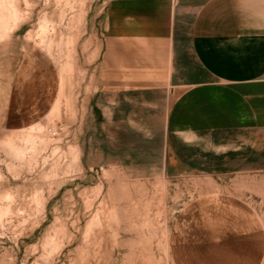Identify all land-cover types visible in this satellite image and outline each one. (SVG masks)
Segmentation results:
<instances>
[{
  "label": "rangeland",
  "instance_id": "1",
  "mask_svg": "<svg viewBox=\"0 0 264 264\" xmlns=\"http://www.w3.org/2000/svg\"><path fill=\"white\" fill-rule=\"evenodd\" d=\"M109 2L0 0V264H264V172L163 174L90 120Z\"/></svg>",
  "mask_w": 264,
  "mask_h": 264
},
{
  "label": "crops",
  "instance_id": "2",
  "mask_svg": "<svg viewBox=\"0 0 264 264\" xmlns=\"http://www.w3.org/2000/svg\"><path fill=\"white\" fill-rule=\"evenodd\" d=\"M105 26L110 113L90 120L127 158L154 142L163 174L264 172V0H110Z\"/></svg>",
  "mask_w": 264,
  "mask_h": 264
},
{
  "label": "bare ground",
  "instance_id": "3",
  "mask_svg": "<svg viewBox=\"0 0 264 264\" xmlns=\"http://www.w3.org/2000/svg\"><path fill=\"white\" fill-rule=\"evenodd\" d=\"M7 6V5H6ZM6 8V7H5ZM9 9V8H8ZM11 10H13V9H11ZM15 10V9H14ZM10 12V11H9ZM6 14V9H4V8H1L0 9V28H3L5 25H6V23H7V21L5 20V15ZM8 14V13H7ZM14 14H15V12H11L10 13V16H13L14 17ZM9 15V14H8ZM16 16V15H15ZM12 17V18H13Z\"/></svg>",
  "mask_w": 264,
  "mask_h": 264
}]
</instances>
